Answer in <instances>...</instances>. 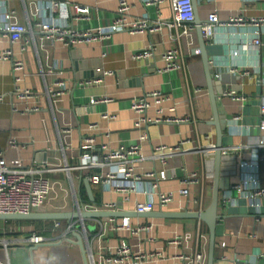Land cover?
<instances>
[{"label": "crops", "instance_id": "obj_1", "mask_svg": "<svg viewBox=\"0 0 264 264\" xmlns=\"http://www.w3.org/2000/svg\"><path fill=\"white\" fill-rule=\"evenodd\" d=\"M61 1H68L71 11L75 4L88 8L87 18L67 19L79 31L107 28L118 7V0ZM126 1L130 4L128 19L144 20L146 27L135 31L129 28L105 31V37L74 46H67L36 29L27 42L10 43L0 37V49H11L12 57L24 64L19 86L36 93L35 98L27 101L17 99L11 64L0 61V95L3 96L0 149L4 160L13 167L31 166L41 161L45 167L43 175L51 184L45 203L35 212L71 213L77 209L76 201L86 210L111 202L116 204V210H134L136 202L149 198L154 203L152 211H196L200 199L202 210L210 201L213 177L205 174L211 166L213 171L214 151L209 147L216 143V132L214 126L207 123L212 118V109L201 54L196 51L195 25L183 35H179L180 27L161 23L156 27L157 22L172 18L169 0L159 5L147 4V0ZM192 4L196 18L202 22L208 14L215 13L222 23L212 28L204 43L214 87L220 91L217 102L222 119V148H229L227 154L235 157V171L226 177V185L219 190L217 212L223 216L224 226L222 235L215 238L213 264H264V196L259 198L258 210L249 204L244 191L253 184L243 181L240 166L243 161H257L258 170L252 176L254 186L264 187V143L258 145L257 142L259 139L264 142V129L258 128L260 104L264 102V0H192ZM6 5L13 11L15 21L34 25L39 19L38 0H8ZM236 17L241 18V22H228ZM251 18L263 20L252 23ZM4 26L0 12V31ZM254 31L258 32V46L251 42ZM172 47L178 51L180 66L164 70L161 55ZM140 51L151 52V55L135 58ZM59 81L64 83V88L56 93L55 82ZM46 88L54 93L47 95ZM152 90H159L168 98L160 104L161 113L152 102L145 116L161 120L135 126L138 115L130 108L131 101ZM100 98L109 100L91 102ZM35 103L38 111H22L26 105ZM105 113L107 117L102 116ZM166 118L171 120H164ZM142 131L146 132L143 140L139 138ZM88 136L94 141L91 148L83 150V139ZM12 137L18 147L8 145ZM182 140L186 142L180 149L186 150L179 149L164 161L150 158L154 147L175 146ZM131 144H138L146 157L134 163L137 174L164 171L165 177L159 179L155 187L150 189L152 181L142 177L136 191L102 189L89 177L106 172L108 167L77 168L79 155L85 151L99 156L120 145ZM192 171L197 173L198 182L190 184L188 193L181 195L178 192L183 186L181 179ZM84 178L90 183L93 201L88 197ZM236 184H241V188ZM159 191L173 193L172 200L162 208L157 203ZM84 195L87 201L82 200ZM115 219L119 222L122 218ZM54 220H59V226H53ZM98 220L84 218L86 248L94 264H101L100 255L111 251L122 240L128 241L134 249L140 245L163 251L162 258L147 264H193L178 255H193L196 251L203 254L202 264H206L208 228L200 219L129 217L132 226L152 225L148 232L142 231L136 236L126 230L101 228ZM68 223L67 219L15 220L18 232L13 236L24 239L34 232L48 240L36 245L23 242L8 246L9 264H84L79 246L68 240L74 238L71 232H66ZM75 229L81 231L78 221ZM148 235L154 238L150 242L145 240ZM173 238L182 240L177 245L169 244ZM4 256L0 247V259Z\"/></svg>", "mask_w": 264, "mask_h": 264}, {"label": "built area", "instance_id": "obj_2", "mask_svg": "<svg viewBox=\"0 0 264 264\" xmlns=\"http://www.w3.org/2000/svg\"><path fill=\"white\" fill-rule=\"evenodd\" d=\"M6 1L0 0V12L2 13L4 19V28L0 31V37L7 38L10 43L14 42H27L28 36L32 38L34 30H38L47 36L63 42L67 46H74L80 43H90L96 39V37H105V31H113L122 28H129L131 31L143 29L147 26L144 20H130L128 19V11L130 9V4L126 0H118V7L114 19L111 21L107 28L96 27L93 29L79 31L73 28L67 19L70 18H87L88 8L75 4L73 6V11L70 10L68 1L61 0H38L40 15L39 19L31 24H24L12 19L13 11L9 10ZM164 0H147V4L159 5ZM170 7L172 11V18L170 21H159L155 24L159 27V23L165 24L168 27L181 28V33L179 35L188 34L190 30L194 27V9L192 0H169ZM263 18H251L250 22L256 23L262 21ZM228 22H241V18H231ZM219 19L215 13L208 14L205 21L201 22L200 28L205 40L212 28L216 24H220ZM222 24V23H221ZM27 34V35H26ZM251 42L253 46H258L260 40L258 37V32L254 31L251 37ZM22 49L24 46L21 47ZM151 55V52L140 51L135 54V58H147ZM164 61V70L179 68V57L176 48H169L165 50L161 55ZM0 61H9L11 64V69L13 73V83H14V96L21 100L27 101L29 99L35 98L36 93L29 88H22L19 86V81L21 80V73L24 69L23 62L18 58L12 57V51L9 48L0 49ZM89 82V81H88ZM56 93H61L64 88V83L62 81L55 82ZM47 95L49 93H54L53 90L46 88ZM0 95V100L2 99ZM167 95L159 90L147 91L138 97L133 98L130 104V108L138 115L135 120V126H139L141 122H157L161 119L155 118L153 120L145 116V112L148 107L153 102L157 105V112L161 113L162 108L160 104L167 100ZM109 98L91 99V102L107 101ZM14 111L17 110L16 107L12 108ZM173 108H170L172 110ZM39 106L37 103L33 105H26L23 108L25 111H38ZM107 117L105 113L102 115ZM112 116V115H111ZM113 117V116H112ZM237 118V117H236ZM171 120V119H164ZM176 121V119H174ZM258 128L260 130L264 129V102L260 104V119L258 123ZM139 138L141 140L146 138V132L142 131ZM93 137L88 136L83 139L81 148L83 150L91 148L93 143ZM186 140H182L179 144L175 146L158 145L154 147V152L151 154L150 158H157L164 161L166 157L170 156L174 152L180 149V145L185 143ZM258 145H262L263 140L259 139ZM8 145L10 147H18V143L15 138H10L8 140ZM103 147H105L103 145ZM215 145L212 144L209 149L214 151ZM180 150H186L181 148ZM229 148H222V153L227 154ZM145 155L140 151V146L138 144L131 145H120L118 148L113 150H107L101 155L92 154L88 151L79 155V163L77 168H105L108 167L106 172H100L89 177V180L97 182L100 184L102 189H112L115 191H122L127 193L129 191H136L140 188V182L142 177L150 179V189L157 185L159 179L165 177L164 171H148L140 175L134 171V163L143 161ZM243 170V181L253 184V187L247 191H244V196L248 199L249 204L258 210L259 208V198L264 196V187L255 185V180L253 179V174L258 170L257 161H243L240 163ZM45 171L44 164L36 162V164L26 167H13L6 164L4 160V152L0 149V214H27L30 212H35L39 210L47 196L50 193L51 184L48 178L43 175ZM206 176H212V166L207 169ZM120 179L129 180L128 183L122 182ZM198 182V175L196 172L185 173L181 179V184L183 185L179 189L181 195H186L188 193V187L190 184ZM236 187L241 188V184H236ZM173 198V193L169 192H158V205L160 208L168 204ZM199 208L196 211L202 210L201 199L198 202ZM116 204L114 202L106 203L103 206L96 209L104 210H116ZM154 207L153 201L149 198L143 202H136L134 211L135 212H149L152 211ZM76 211L86 210L84 206H80L78 201H76ZM102 219L104 221H102ZM100 218L98 220L101 228H108L110 230H126L130 234L136 236L139 232H148L151 228V224H140L137 226H132L128 217H123L119 222L115 218ZM80 223L81 231L75 229V223ZM53 226H59V220H54ZM20 231V230H19ZM79 232L84 240L86 239V229L84 226V219H75L74 221H69L66 232ZM18 232L15 226V220H2L0 222V247L4 250V258L0 259V264H9L7 257L8 246L14 244H20L27 242L30 245H36L46 242L48 238L45 236L31 232L26 238L22 239L14 233ZM74 240V238H72ZM154 238L150 235L146 237V242L152 241ZM181 238H173L169 240V244L177 245L181 242ZM217 243H214V247ZM140 246V245H139ZM137 249L133 248L128 241L122 240L118 245L104 254L100 255L101 264H147L151 261H157L164 256L162 250H150L143 247ZM90 263L94 264L92 255L88 253ZM183 261H192L193 264H202L204 261V256L200 252H194L193 255L190 254H180L178 255Z\"/></svg>", "mask_w": 264, "mask_h": 264}, {"label": "water", "instance_id": "obj_3", "mask_svg": "<svg viewBox=\"0 0 264 264\" xmlns=\"http://www.w3.org/2000/svg\"><path fill=\"white\" fill-rule=\"evenodd\" d=\"M201 20L196 18L194 14L193 23L195 25V31L198 37V46L196 51L201 54L202 64L204 67V74L206 80V86L208 91V96L210 99L212 118L207 121L211 126H214L216 132V143L214 148V164L212 171V188L210 201L208 205L200 211H179V212H169L163 210H155L149 212H135L134 210H104V209H94V210H79L71 213L68 212H30L27 214H0V220H21V219H84V218H123V217H163V218H197L203 221L208 228V247L206 253V264H213L214 260V243L217 236L223 233V221L220 214H218V196L219 190L222 189L227 183V176L232 175L235 171V157L229 154L222 153V119L218 114V102L217 97L220 93L214 87V78L212 73V67L210 65L208 56L205 51V43L203 35L201 33ZM83 183L85 185L88 197L93 201L92 191L90 188L89 181L84 178ZM73 239H68L70 242L79 246L81 256L84 264H91L88 256L87 250V239H83L81 234L77 231H73Z\"/></svg>", "mask_w": 264, "mask_h": 264}, {"label": "trees", "instance_id": "obj_4", "mask_svg": "<svg viewBox=\"0 0 264 264\" xmlns=\"http://www.w3.org/2000/svg\"><path fill=\"white\" fill-rule=\"evenodd\" d=\"M81 192L84 194V191L83 190H81ZM83 197L84 198H82V200L87 201L86 196L84 195ZM95 199H96V202L99 203V200H97V197H95Z\"/></svg>", "mask_w": 264, "mask_h": 264}, {"label": "rangeland", "instance_id": "obj_5", "mask_svg": "<svg viewBox=\"0 0 264 264\" xmlns=\"http://www.w3.org/2000/svg\"><path fill=\"white\" fill-rule=\"evenodd\" d=\"M1 222V221H0ZM87 225V224H86ZM88 226V225H87Z\"/></svg>", "mask_w": 264, "mask_h": 264}]
</instances>
